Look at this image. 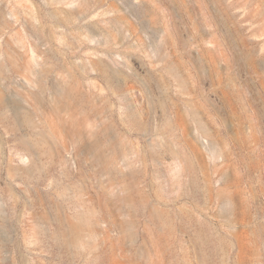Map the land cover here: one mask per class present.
Returning a JSON list of instances; mask_svg holds the SVG:
<instances>
[{"label": "rangeland", "instance_id": "obj_1", "mask_svg": "<svg viewBox=\"0 0 264 264\" xmlns=\"http://www.w3.org/2000/svg\"><path fill=\"white\" fill-rule=\"evenodd\" d=\"M0 264H264V0H0Z\"/></svg>", "mask_w": 264, "mask_h": 264}]
</instances>
